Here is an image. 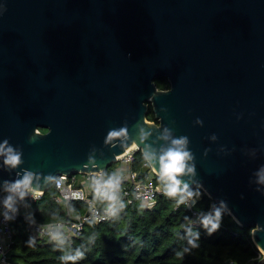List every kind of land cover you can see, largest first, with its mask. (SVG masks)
<instances>
[{"label":"water","instance_id":"1","mask_svg":"<svg viewBox=\"0 0 264 264\" xmlns=\"http://www.w3.org/2000/svg\"><path fill=\"white\" fill-rule=\"evenodd\" d=\"M182 136V181L264 253V0H0V142L22 153L0 155V188L31 170L45 192Z\"/></svg>","mask_w":264,"mask_h":264},{"label":"trees","instance_id":"2","mask_svg":"<svg viewBox=\"0 0 264 264\" xmlns=\"http://www.w3.org/2000/svg\"><path fill=\"white\" fill-rule=\"evenodd\" d=\"M159 88H167V77L157 78ZM148 118L155 120L151 105ZM46 130L45 128H41ZM145 157L136 152L135 167L142 172ZM194 207L205 215L222 208L220 226L209 232L202 217L194 219L185 204L174 196L160 195L157 203L146 208L140 201L127 205L104 221H89L81 233L69 239L64 232L55 238L32 236L25 217L13 224L12 247L21 252L15 258L23 264H245L258 255L252 240L251 227L241 226L220 203L215 202L198 185ZM54 187L35 200H28L29 209L40 221L65 219V203L55 199ZM197 195V194H196ZM71 213L83 212L81 200L68 203ZM30 232V233H29ZM79 253H83L80 256ZM75 257V259H73Z\"/></svg>","mask_w":264,"mask_h":264},{"label":"built area","instance_id":"3","mask_svg":"<svg viewBox=\"0 0 264 264\" xmlns=\"http://www.w3.org/2000/svg\"><path fill=\"white\" fill-rule=\"evenodd\" d=\"M139 150L136 145L129 147L117 156V161L110 165L105 171H91L85 173H74L70 176L57 175L54 178L53 186L56 189L55 199L65 203L67 217L65 219H52L40 221L29 209L28 200H35L44 193L35 194L27 191L23 197L15 194V211L8 209L3 204L4 198L9 194V189L0 188V264H23L20 261H12L7 254L13 248L14 233L13 224L20 217L26 218L32 235L36 238H55L56 232L62 231L71 239L81 233L85 224L89 221L100 222L111 218L115 212L127 205L140 201L146 208L153 207L160 195H168L163 190L166 181L160 179L158 173L146 159L143 166L148 168L142 172L141 168L134 165L136 152ZM116 173L119 177L118 187H114L115 198H108L102 191H99L93 177L99 176L107 180L109 176ZM204 192V191H203ZM200 194V193H199ZM199 194L188 197L186 201L180 202L186 205L191 211L194 219L203 216L193 203ZM181 193L173 195L176 203ZM71 200H81L86 204L83 212L71 213L68 203ZM5 210L9 216H5ZM209 212H206L207 215ZM264 253L258 248V255L255 259L263 256ZM254 259V260H255ZM253 260V261H254ZM247 262L245 264H253ZM264 264V262H263Z\"/></svg>","mask_w":264,"mask_h":264},{"label":"clouds","instance_id":"4","mask_svg":"<svg viewBox=\"0 0 264 264\" xmlns=\"http://www.w3.org/2000/svg\"><path fill=\"white\" fill-rule=\"evenodd\" d=\"M126 131V128L117 129L113 130L110 135L119 136L122 133H126ZM146 135L147 133L144 132L142 138ZM163 135L167 138L170 133L165 129ZM186 143L187 137L182 136L179 138H173L171 144L168 146H161L158 153L156 151L145 152V159L149 164L155 167L158 163L159 167L156 171L158 172L160 179L166 181L163 189L166 194L173 196L177 193H181L177 200V204L186 201L188 197H193L194 195L199 194V189L195 190L194 193V190L189 187V184L182 181L180 175L194 171V166L188 163V160L191 159V153L185 147ZM135 146V143H133V147ZM0 155H3L5 163L11 166L18 165L22 160V153L9 144L7 139L0 142ZM93 179L99 191H102L108 198H115L113 189L114 187H118L120 180V177L116 173L109 176L107 180H102L99 176L93 177ZM261 179H264V175L261 176ZM32 181L33 172L31 170H26L23 177L18 178L15 181L9 182L6 180L5 187L10 191L4 198L3 204L6 205L8 209H13L15 211L14 201L16 199V193L23 197L26 195L27 191H32L35 194L42 192V190L33 187ZM193 203H195V200H193ZM5 216H9L7 210H5ZM202 220L204 226L208 228V231H213L218 228L222 222V208L216 207L214 213L209 212L202 217ZM79 255L83 256V253H79ZM73 259H75V257H73Z\"/></svg>","mask_w":264,"mask_h":264},{"label":"rangeland","instance_id":"5","mask_svg":"<svg viewBox=\"0 0 264 264\" xmlns=\"http://www.w3.org/2000/svg\"><path fill=\"white\" fill-rule=\"evenodd\" d=\"M176 204H177V203H176V202H174V203H173V206H175ZM29 233H30V232H29ZM32 236H33V235H32ZM33 237H34V236H33Z\"/></svg>","mask_w":264,"mask_h":264}]
</instances>
